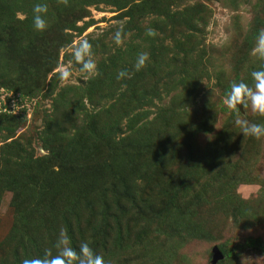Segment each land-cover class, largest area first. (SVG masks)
Returning a JSON list of instances; mask_svg holds the SVG:
<instances>
[{"label":"rangeland","instance_id":"374dc122","mask_svg":"<svg viewBox=\"0 0 264 264\" xmlns=\"http://www.w3.org/2000/svg\"><path fill=\"white\" fill-rule=\"evenodd\" d=\"M73 1L79 2L75 6L78 16L82 13L76 25L86 22L88 25L80 34L71 32V42L93 29L88 39L93 45L95 59L97 63L107 65L110 73L107 77L95 78L94 85L98 91L93 93L92 99L86 96L92 79L85 81L79 73V65L74 62V82L62 85L53 73L59 63L72 62V57L66 51L67 46L60 48L55 56L56 50L50 48L53 31L48 28L38 32L33 26L30 27L33 36L39 40L38 48H26L27 44H24L20 50L10 49L4 55L3 70L0 67V109H8L1 115L0 122L6 121L15 126L11 137L9 133L1 132L0 153L5 144L13 139L26 151H31L34 157L48 156L49 150L43 149L45 131L54 133L57 128H65L68 132L77 120H83L84 126L89 121L95 122V128L103 118L113 116L116 101L103 97L105 88L100 89V83L105 81L111 86L120 71L119 57L114 65L109 66V52L125 51L128 43L139 41L148 28L156 30L157 35L152 38L163 40L167 48L168 59L159 63L160 67L165 65L166 69L158 82H164L170 73V77L176 76V67L182 61L179 55L181 48L194 45L197 41L204 54L202 64L206 71L202 72L206 73L198 79L189 80L186 89H172L169 95L163 96L165 104L173 100L175 109L179 111L172 119L177 125L169 130L168 135L157 134L154 128L157 121L153 119L152 111L146 119L148 123L142 122L143 129L144 124L145 128L152 129L149 134L152 137L151 145L160 153L156 163L139 173L127 169L129 173L125 175L129 176L124 179L125 184L119 180L117 171H114L113 177L108 174L99 185L97 195L52 194V189L44 188L38 200L30 205H19L22 216L20 218L17 214V234L24 230H38L35 234L43 236L42 239L52 236L56 240L64 220L57 217L54 221L51 214L55 215L56 211L52 210H67L73 213L66 215L77 216V222L71 220L75 238L84 241L101 217L102 204L108 205L110 212H114L118 199L126 209L125 217L118 219L120 226L126 228V235L119 246L108 243L107 250L99 252L106 264H264V137L257 140L240 133L234 123L237 114L227 109L223 102L226 96L222 94L225 87L229 86L227 93L230 91L233 81L243 80L251 86V72L264 67V61L250 54L259 30L264 29V0H178L177 7L170 5L171 10H198L195 16H199L201 21L194 32L181 20L174 26L154 20L156 18L153 21L150 17L137 21L133 14L125 15L118 10L115 0ZM121 1L127 6L130 0ZM18 14L24 15L22 11H16L17 21L14 19L13 30L16 37L26 41L28 31L15 26L21 25ZM114 22H124L125 42L122 47H117L113 40L117 30ZM102 25L107 27L102 28ZM97 33L102 34L97 36ZM192 34L197 38H193ZM10 35V30L4 35L1 32L0 41L11 42L8 38ZM2 83L12 84L16 93L4 90ZM18 93L23 97L17 96ZM205 116L208 118L206 127L197 128L198 119ZM239 117L250 123L251 120H260L264 124L263 117L253 114L250 107H241ZM16 119L19 120L17 126ZM81 135L85 137L84 133ZM132 137L133 133L129 134L128 141ZM96 146L99 149L98 152L96 150L95 159L102 161L103 158H111L109 145L105 144V148L97 142ZM71 147H74L73 144ZM106 150L109 157L105 155ZM115 153L119 155L116 150ZM88 158L75 154L65 158L54 169L60 172V177L87 176V162L84 160ZM120 164L121 167L124 165L123 169L120 168L122 172L127 166L125 162ZM10 197L11 192L2 189L0 264H15L10 262L9 242L5 240L6 234L8 241L13 237L7 231L16 215L9 205ZM173 198L178 209L170 216L171 221L185 235L191 233L193 236L176 249L163 243L164 239L158 240L152 235L144 244H138L135 238L145 222L140 215L150 210L146 202L152 208H158L164 207ZM41 209L45 212L39 215ZM128 218L137 221L132 224ZM53 222L58 227L51 234ZM218 245L222 246L224 253L220 258L215 257L212 250ZM23 259H18L17 264H21Z\"/></svg>","mask_w":264,"mask_h":264},{"label":"trees","instance_id":"16d2710c","mask_svg":"<svg viewBox=\"0 0 264 264\" xmlns=\"http://www.w3.org/2000/svg\"><path fill=\"white\" fill-rule=\"evenodd\" d=\"M88 1L90 0H86V2ZM131 1L132 0L127 3V6L125 3H122L121 0H115L114 3L118 10H122L125 15L132 16L133 14L132 17H135L137 21H140L144 17H150L152 20L156 18L154 20H160L170 26H174L175 23L177 24L178 20H181L191 32L196 31L198 22L201 21L199 16H195L197 15L196 12H198L197 9H195L196 12L193 9H190L189 12L171 10L170 5L177 7L178 0ZM93 2H96V0ZM36 3L48 4L49 11L46 19L49 22L48 28L53 31L50 35V48L56 50V53L54 52L55 56L60 48L70 45L72 37L71 32L73 33L74 31L75 34H80L88 25L87 22L80 26L76 25V21L82 15L81 13L78 16V10L75 7L79 3L78 1L69 0V5L65 7L59 4L57 0H27L25 2L23 0H0V35L1 32H3V35L7 34L8 30L12 32V35L8 37L11 42L0 41L1 70H3L4 55H7L6 53L9 52L10 49L13 51H16V49L20 50L24 44H27L26 48H38L39 40L36 39L29 30V28L33 26L32 8ZM84 4L85 2H83L82 5ZM80 6H78V9ZM16 11H22L27 17L19 21L21 25L15 24L16 27L28 31L29 37L26 41L16 37L14 33L13 22L15 21L14 19H16ZM83 13L85 15L86 11L84 10ZM6 29H8L7 32H5ZM193 35L194 34L191 36ZM194 37H196V35L193 36V38ZM12 42H14L15 45H11ZM194 43V45H188L187 48H181L180 54L177 51L175 52L180 55L182 61L176 67V76L172 78L170 77V73L168 74L169 77L166 78L164 82H158V80L162 79V72L166 69L164 67L165 65L160 67L161 64L159 63L168 59L167 48H165L163 40L159 41L156 38L144 34L136 43H128L125 51L122 50L121 52L118 51L115 53L109 52L107 58L110 64L109 66L114 65L119 57L120 70H127L130 73H134L131 78L114 80L111 86L108 81L100 83L102 85L100 89L105 88L103 90V97L107 96L110 100L116 101V112L113 116H106L95 128L93 126L95 122L89 121L87 126H84L85 124L82 123L83 120H77L72 123L71 126L73 127L68 132L65 128H57L54 133L49 132V130L45 131L43 135V141H45L43 149L49 150L48 156L34 157L31 151H26L25 148L13 139L5 144V147L1 149L0 153V192L2 189H7L11 192L9 205L12 211L16 212L15 218L7 231L11 236L13 235V237L8 241V236L6 234L5 238V240L9 242L7 249L11 251V263L15 262V264H17L18 259L21 260L28 256H42L44 252L43 248H52L55 242L52 236L46 240L42 239L43 236L35 234L38 230L34 232L24 230L17 234V214L20 218L22 216V211L20 210L21 206L19 205L32 204V201H36L40 198V194L43 193L46 187L52 189V194L66 192L88 196L93 193L97 195L100 189L99 185L104 182L108 174L110 177H113L115 174L114 171H117V174H120V176L118 175L119 180L125 184L124 179L129 176L125 175L129 173L127 169L133 173H139L141 170L146 171L150 164L157 162L160 153L151 145L152 137L149 134L152 129L145 128V125L148 123L146 119L152 111L154 115L153 119L157 121L154 128H156L157 134L161 133L162 136L168 135L169 130L177 125L175 122H172V119L179 114V111L175 109L173 100H169L168 104H165L163 102V96L169 95L172 89H186L189 80L193 78L198 79L202 74L206 73L202 72L206 71L202 64L204 58L202 46L198 41ZM141 52H147L149 54V61L145 68L136 72L134 65L138 54ZM97 64L100 72L98 77H107L110 73V71H108L109 68H107L108 66L103 62ZM155 68L156 70H154ZM95 82V79H92L91 86L87 91L89 93L86 94L90 99H92L93 93L95 94L98 91L95 88ZM9 85L3 84V87H5L4 90L7 89L6 91L15 94L16 88H13L14 86L12 84ZM228 90L229 86L225 87L222 94L226 96ZM100 94L102 95V93ZM17 96L23 97V94L18 93ZM7 111V108L2 107L0 109V120L1 115ZM18 122L19 120L16 119V126L19 125ZM142 122H147L144 124V129L141 127L143 125ZM207 123L208 118L206 116L201 117L198 119L196 127L205 128ZM251 123L262 124L263 121L260 123V120L256 122L251 120ZM13 125L14 124H10L9 122L1 121L0 134L1 132L9 133V137H11L15 129ZM122 126H124V128H122ZM82 133H84L85 137L81 135ZM132 133L133 137L128 141V135ZM193 133L194 132H192V134ZM124 134H127V136ZM97 142L100 144L102 143L104 147L105 144L110 146L109 148L113 150L111 151L108 149L111 152L110 159L103 158L102 161H100V159H95L96 150L98 152L99 149L96 146ZM72 144L74 147H71ZM83 149L85 151H83ZM115 150L119 152V155L115 153ZM75 154L89 157L87 160H84L87 162V176L60 177V172L55 170L54 167L63 162L65 158ZM115 154L118 156H115ZM105 155L109 157L107 150ZM141 161H143V163ZM120 162H125L127 166L122 172L120 170L124 168V165L121 167ZM174 193L176 192L174 191ZM129 198H131V203H133V197L130 196ZM86 201L89 202L88 200ZM174 201L175 199L169 201L164 207L158 208H152V206L146 202L150 210L147 211L148 213L145 215H140L145 222L143 226H141L140 231L138 230L139 232L135 238L138 244H144L151 235L158 240L161 238L164 239L163 243H168L167 245L173 249H176L178 246L182 247L184 242L187 240L189 241L193 234L189 233V236L185 235L180 229L176 228L175 222L173 223L171 221L170 216L178 209ZM115 208L116 210L114 212H110L109 206L102 204L101 217L90 229L91 235L84 240L89 241L90 246L98 254H100V251L107 250L106 247L108 243L119 246L125 238L126 228L120 226L121 224L118 219L125 217L126 209L122 207L118 199H116ZM33 209L35 210V207ZM53 211H56V214L52 215L50 213L51 218H53L54 221L57 217L64 220V223L60 221L62 227L67 229L72 241V246L78 249L82 241L75 238L72 226V221H78L77 216L66 215L73 213L72 211L52 210V212ZM44 212V209H41L38 214L41 215ZM128 219L132 221V224H135L137 221L136 219ZM57 227L58 224H54L51 227V234H54V230L57 229ZM156 242L160 243L161 241ZM38 243H40L43 248H41ZM155 245L156 243L154 246ZM216 248L221 255H224L222 246L218 245ZM156 252L159 253V251Z\"/></svg>","mask_w":264,"mask_h":264},{"label":"clouds","instance_id":"9594fccd","mask_svg":"<svg viewBox=\"0 0 264 264\" xmlns=\"http://www.w3.org/2000/svg\"><path fill=\"white\" fill-rule=\"evenodd\" d=\"M57 2L65 7L69 5V0H57ZM48 11L47 3L33 5V27L36 31L43 32L48 29L49 22L46 19ZM18 18L23 20L27 17L18 14ZM114 26L117 29L113 36L114 43L117 47H122L125 42L124 22H114ZM101 27H107V25ZM91 32H93V29H89L88 33L73 40L67 46L66 51L72 57V62L59 63L56 66L53 75L58 78L62 85L67 86L74 82L73 62L79 65V73L85 81L95 79L100 75L93 45L88 39V34ZM101 34L97 33L96 35ZM146 35L155 37L157 32L155 29L148 28ZM250 54L256 59L264 61V29L259 30ZM148 61L149 54L147 52L139 53L134 65L135 71L138 72L145 68ZM133 74L127 70H120L116 78L117 80H123L131 78ZM251 78L253 80L251 86L243 80L233 81L223 102L227 109L237 114L234 123L239 128L240 133L259 140L264 137V124L250 123L247 119L240 118L239 111L241 107L243 109L250 107L253 114L264 117V67L252 71ZM53 249H55V254ZM21 264H106V261L102 255L90 246L89 241H82L78 249L74 248L67 229L62 227L52 248L44 249L42 256L23 259Z\"/></svg>","mask_w":264,"mask_h":264},{"label":"water","instance_id":"95a60500","mask_svg":"<svg viewBox=\"0 0 264 264\" xmlns=\"http://www.w3.org/2000/svg\"><path fill=\"white\" fill-rule=\"evenodd\" d=\"M212 250H213L214 256L217 257V258H220V255H221V254H220V252L217 250V248H216V247H213Z\"/></svg>","mask_w":264,"mask_h":264}]
</instances>
